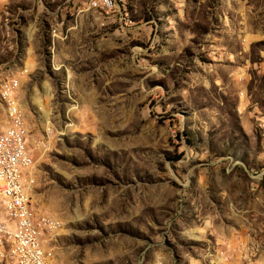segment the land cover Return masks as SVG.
Instances as JSON below:
<instances>
[{"label":"rangeland","instance_id":"374dc122","mask_svg":"<svg viewBox=\"0 0 264 264\" xmlns=\"http://www.w3.org/2000/svg\"><path fill=\"white\" fill-rule=\"evenodd\" d=\"M116 2L0 0V131L17 79L45 252L264 264V0Z\"/></svg>","mask_w":264,"mask_h":264},{"label":"built area","instance_id":"2783aa9c","mask_svg":"<svg viewBox=\"0 0 264 264\" xmlns=\"http://www.w3.org/2000/svg\"><path fill=\"white\" fill-rule=\"evenodd\" d=\"M89 8L112 11L116 0H87ZM9 82L7 116L9 126L0 131V256L7 264H53L50 253H41L45 232L52 230L48 216L35 218L26 205L24 190H28L25 170L32 165L26 132L15 114V85ZM11 244H18V253H11Z\"/></svg>","mask_w":264,"mask_h":264},{"label":"bare ground","instance_id":"6f19581e","mask_svg":"<svg viewBox=\"0 0 264 264\" xmlns=\"http://www.w3.org/2000/svg\"><path fill=\"white\" fill-rule=\"evenodd\" d=\"M2 97L4 99V102L6 104H8V93L7 91H3L2 93ZM15 114L17 117L20 118V121H21V126L23 127V130H24V125H23V121H22V116H21V113L20 111L18 110V107L16 106L15 104ZM30 168V166L27 167V169L25 170V176H26V171ZM24 197L26 199V205L30 208L31 210V202H30V194L28 192V190H24ZM48 221L49 223L52 224V230L54 229V223L52 221V218L51 217H48ZM51 230V231H52ZM11 253H18V244H11ZM41 253H46L45 252V249H44V246H43V243H42V246H41ZM3 261H6V257L5 256H0V262H3Z\"/></svg>","mask_w":264,"mask_h":264},{"label":"crops","instance_id":"0c3cea01","mask_svg":"<svg viewBox=\"0 0 264 264\" xmlns=\"http://www.w3.org/2000/svg\"><path fill=\"white\" fill-rule=\"evenodd\" d=\"M6 85V84H5ZM5 85H2V86H5ZM16 88V87H15ZM16 90V89H15Z\"/></svg>","mask_w":264,"mask_h":264}]
</instances>
